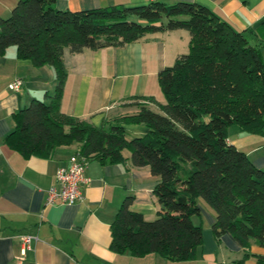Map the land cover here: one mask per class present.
I'll return each instance as SVG.
<instances>
[{
  "label": "trees",
  "instance_id": "16d2710c",
  "mask_svg": "<svg viewBox=\"0 0 264 264\" xmlns=\"http://www.w3.org/2000/svg\"><path fill=\"white\" fill-rule=\"evenodd\" d=\"M56 0H17L0 18V54L14 46L19 58L51 65L56 88L13 114L5 142L22 156H48L60 146L101 162L148 166L158 178L153 219L131 209L126 196L110 224L109 247L116 253H158L174 261L194 259L202 244L201 197L215 213L211 229L230 233L243 247L264 246V169L227 141L228 128L264 133V22L236 30L206 5L188 0L92 9L61 10ZM183 28L187 52L158 72L164 96L154 111L140 105L95 126L60 110L66 76L62 56L85 48L122 46L148 33ZM123 123L144 124L143 135H128ZM256 259L264 264V256Z\"/></svg>",
  "mask_w": 264,
  "mask_h": 264
},
{
  "label": "crops",
  "instance_id": "0c3cea01",
  "mask_svg": "<svg viewBox=\"0 0 264 264\" xmlns=\"http://www.w3.org/2000/svg\"><path fill=\"white\" fill-rule=\"evenodd\" d=\"M16 1L0 0V18L10 14ZM152 1L156 0H56L54 5L77 10ZM188 1L206 5L236 30L257 28L264 22V0ZM188 41V31L179 28L148 33L122 46L75 53L65 48L60 110L100 126L104 120L136 111L140 105L132 102L134 98L152 109L155 103L146 98L164 101L158 72L187 52ZM14 78L22 80L18 90L8 87ZM56 83L51 65L36 66L28 58H19L14 46L0 54V264H17L20 256L21 264H261L256 256H264V246L254 240L243 247L230 233L216 239L211 229L214 210L199 198L200 213L192 215V221L202 225V244L194 259L174 261L158 253L136 256L111 250L110 224L126 196L133 197L131 209L145 219L155 218L159 210L153 192L158 178L148 166L132 165L129 152L124 151L122 162L90 159L85 170L88 180L80 187L82 198L71 204L46 205V190L56 184V171L67 164L73 145L60 146L45 157L25 158L6 144L5 137L14 127L13 114L35 99L47 100ZM122 126L130 136L147 131L144 124ZM229 129L227 141L264 169V133ZM21 234L36 236L24 253Z\"/></svg>",
  "mask_w": 264,
  "mask_h": 264
},
{
  "label": "built area",
  "instance_id": "2783aa9c",
  "mask_svg": "<svg viewBox=\"0 0 264 264\" xmlns=\"http://www.w3.org/2000/svg\"><path fill=\"white\" fill-rule=\"evenodd\" d=\"M22 84L20 78H14L8 83V87L12 90H18ZM88 157L79 153L72 152L68 155L67 164L60 166L55 174L56 184L49 186L46 190L45 204H54L56 202L71 204L82 198L81 184L86 182L88 178L85 170L88 165ZM23 244L22 253L29 247V243L33 238L32 234L19 235ZM19 257L17 264H21Z\"/></svg>",
  "mask_w": 264,
  "mask_h": 264
},
{
  "label": "rangeland",
  "instance_id": "374dc122",
  "mask_svg": "<svg viewBox=\"0 0 264 264\" xmlns=\"http://www.w3.org/2000/svg\"><path fill=\"white\" fill-rule=\"evenodd\" d=\"M163 96V95H162ZM163 98H164V96H163ZM158 102H161L160 100H157ZM155 104H154V106H151L152 107V110H154V111H160L159 109H158V106H157V103L156 102H154ZM230 133V129L228 128V134ZM233 137H234V135H233ZM75 145H73V148L75 149V147H74ZM128 150H125V153L126 154H128ZM199 200H201L202 202H205L201 197H199ZM206 204V203H205Z\"/></svg>",
  "mask_w": 264,
  "mask_h": 264
}]
</instances>
